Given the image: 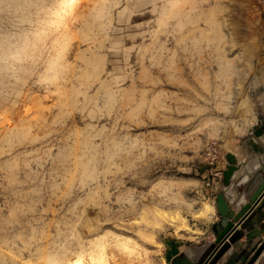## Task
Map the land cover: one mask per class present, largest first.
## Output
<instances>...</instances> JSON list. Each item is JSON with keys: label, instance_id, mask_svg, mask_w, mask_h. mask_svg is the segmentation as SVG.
Returning <instances> with one entry per match:
<instances>
[{"label": "rangeland", "instance_id": "obj_1", "mask_svg": "<svg viewBox=\"0 0 264 264\" xmlns=\"http://www.w3.org/2000/svg\"><path fill=\"white\" fill-rule=\"evenodd\" d=\"M42 3L0 23V264H166L255 121L258 0Z\"/></svg>", "mask_w": 264, "mask_h": 264}, {"label": "crops", "instance_id": "obj_2", "mask_svg": "<svg viewBox=\"0 0 264 264\" xmlns=\"http://www.w3.org/2000/svg\"><path fill=\"white\" fill-rule=\"evenodd\" d=\"M260 33L263 41L257 58V75L253 78L251 85V97L257 103L255 121L249 126L247 135L234 143L233 149L229 151L234 153L241 162L233 185L226 193L230 210L234 211L233 214L236 217L240 215L238 213L244 209V205H252L251 195L264 178V19ZM239 201L243 204H239L236 208ZM211 217L210 222L199 224L202 232L194 235L193 238L165 239L163 259L166 260V264H172L178 257L190 264L208 258L210 250L207 245L216 241L215 227L222 220L219 213ZM235 225L236 230L233 235H237V239L232 243L230 240L227 241L230 243L229 248L216 264H248L264 244V198L257 207L253 206L252 209L241 214ZM254 264H264V250Z\"/></svg>", "mask_w": 264, "mask_h": 264}, {"label": "water", "instance_id": "obj_3", "mask_svg": "<svg viewBox=\"0 0 264 264\" xmlns=\"http://www.w3.org/2000/svg\"><path fill=\"white\" fill-rule=\"evenodd\" d=\"M226 159H227V164L223 171V179H222L223 184L221 191L218 193L216 200L217 208L219 211L218 213L222 218L221 222L218 223L215 227L216 241L207 245V248L208 250H210L209 251L210 253L206 260L201 262H194L191 264H216V262L222 257V255L229 248V244L237 239V235L235 236L233 235L236 230L235 222L237 221V218L241 214H244L245 212L249 211V209H252L253 206L254 208L257 207L259 202L264 198V178H263L261 183L255 189L254 193L251 195L250 202L252 205L250 206L247 204L244 205V209L240 213H238L240 215H237V217L233 214L234 211L230 210L229 203L226 199V193L233 185L235 174L239 170L241 166V162H239L237 156L232 152H228L226 154ZM263 174H264V166H263ZM261 195L263 196L260 199ZM239 204H243V203L239 201L235 207L237 208ZM228 240H230V243H227ZM263 250H264V244L257 250V252L251 258L248 264H254L255 261L263 252ZM172 264H190V263L186 261H182V259L178 257L172 262Z\"/></svg>", "mask_w": 264, "mask_h": 264}, {"label": "clouds", "instance_id": "obj_4", "mask_svg": "<svg viewBox=\"0 0 264 264\" xmlns=\"http://www.w3.org/2000/svg\"><path fill=\"white\" fill-rule=\"evenodd\" d=\"M43 6L42 0H0V23L8 21L13 28L20 27L27 23L25 17L29 9L35 14V11ZM229 89L230 85L225 84L224 90L227 92ZM221 99H226V97H221ZM217 110L224 112L225 117H227V111L219 104Z\"/></svg>", "mask_w": 264, "mask_h": 264}, {"label": "built area", "instance_id": "obj_5", "mask_svg": "<svg viewBox=\"0 0 264 264\" xmlns=\"http://www.w3.org/2000/svg\"><path fill=\"white\" fill-rule=\"evenodd\" d=\"M259 7L261 8V14L264 17V0H258ZM206 163L203 171L202 179L204 186L202 188L203 195L205 197L217 198V186L223 179V167H221L220 150L216 144H211L206 149Z\"/></svg>", "mask_w": 264, "mask_h": 264}, {"label": "bare ground", "instance_id": "obj_6", "mask_svg": "<svg viewBox=\"0 0 264 264\" xmlns=\"http://www.w3.org/2000/svg\"><path fill=\"white\" fill-rule=\"evenodd\" d=\"M205 205H206L205 209L200 212V215L207 214V212H209L210 214L212 211L217 209V205H214V204L212 205L210 204V202L208 203L206 202ZM162 211H164L165 213H168V210L163 209Z\"/></svg>", "mask_w": 264, "mask_h": 264}]
</instances>
